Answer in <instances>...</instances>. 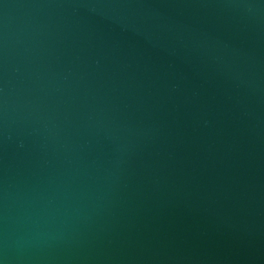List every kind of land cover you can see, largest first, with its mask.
Listing matches in <instances>:
<instances>
[{
  "label": "water",
  "instance_id": "1",
  "mask_svg": "<svg viewBox=\"0 0 264 264\" xmlns=\"http://www.w3.org/2000/svg\"><path fill=\"white\" fill-rule=\"evenodd\" d=\"M0 264H264V0H0Z\"/></svg>",
  "mask_w": 264,
  "mask_h": 264
}]
</instances>
